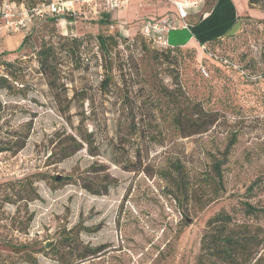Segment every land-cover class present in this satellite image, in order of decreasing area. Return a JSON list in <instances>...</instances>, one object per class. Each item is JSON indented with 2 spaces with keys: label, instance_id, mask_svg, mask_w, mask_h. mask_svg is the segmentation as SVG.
Here are the masks:
<instances>
[{
  "label": "rangeland",
  "instance_id": "374dc122",
  "mask_svg": "<svg viewBox=\"0 0 264 264\" xmlns=\"http://www.w3.org/2000/svg\"><path fill=\"white\" fill-rule=\"evenodd\" d=\"M157 1L171 6L50 0L69 9L0 37V75L15 76L12 89H0V125L27 135L16 154L0 152V264H198L219 213L234 232L264 239V212L244 206L264 208V5L258 16H239L230 37L168 52L143 37L142 15L123 13ZM99 33L117 40L106 61ZM59 36L81 41L75 55H60L72 98L60 110L35 57ZM198 114L218 120L185 136ZM80 119L97 154L84 144L66 157ZM211 255L204 264L216 261Z\"/></svg>",
  "mask_w": 264,
  "mask_h": 264
},
{
  "label": "trees",
  "instance_id": "16d2710c",
  "mask_svg": "<svg viewBox=\"0 0 264 264\" xmlns=\"http://www.w3.org/2000/svg\"><path fill=\"white\" fill-rule=\"evenodd\" d=\"M1 1V0H0ZM16 4H22L25 8L31 9L39 4H47L50 0H10ZM250 6L253 5H264V0H247ZM3 2V1H2ZM1 2V3H2ZM0 3V5H1ZM50 13V12H48ZM53 14V13H51ZM105 17L108 18V14L104 13ZM106 21V20H105ZM144 37V36H143ZM227 37V36H224ZM224 37H211L204 40L202 43L215 41L217 39H223ZM145 38V37H144ZM146 39V38H145ZM97 46L100 53L101 60L108 58L110 53L109 46L117 45V40L115 35H96ZM147 40V39H146ZM27 41V36H24L21 43L17 47L21 49L24 43ZM150 42V41H149ZM81 44L80 38H67L66 36H59L57 43L43 41L41 42L39 48L35 52V57L38 63V72L43 74L47 78V84L55 97V102L57 103V108L60 110V106H64L68 109L72 102V98L68 99L66 95V84L61 81V52L73 53L75 55L78 52L79 46ZM156 49H167L166 51L171 52L174 50L182 49L180 46H157L154 45ZM205 49V46H204ZM214 55V54H213ZM104 66V64H102ZM105 67V66H104ZM108 73L105 74L104 78L99 84V89L101 91H106L108 89L109 81L111 80L110 70L105 67L104 69ZM9 73V72H8ZM11 73V72H10ZM8 75V74H6ZM10 76L0 75V89H12L8 77L14 80L15 76L9 74ZM23 86V84H22ZM21 86V87H22ZM77 91H74L73 97H76ZM64 107L62 109L64 110ZM66 109V110H67ZM176 121L180 122V114L175 117ZM189 123L194 126L185 136L192 134H199L206 132L213 126L218 117L213 114H203L197 115L196 118L188 117ZM6 122V121H5ZM83 120L80 119L79 123L75 127V134L69 135V141L67 147L70 149L64 150V156H70L74 152L82 148V145L86 144L88 146L89 154L92 156L97 153L93 151V141L91 138L92 133L82 128ZM8 125V124H7ZM8 127H10L8 125ZM4 124L0 125V133H5L4 139L0 140V152L9 151L12 154H16L22 148L25 147L27 135L23 133H16L15 130L3 131ZM8 129V128H6ZM218 168V166L216 165ZM245 210L247 212H264V208H256L249 203H244ZM231 223V218L226 213H219L212 217L208 225L214 224L215 230L204 235L202 239L201 248L202 251L198 256V264H204L206 254H212L216 258L213 264H264V239L259 236V234H251L245 230L239 232H234L232 228H229L228 224ZM98 248H90V255L96 253ZM205 253V254H204Z\"/></svg>",
  "mask_w": 264,
  "mask_h": 264
},
{
  "label": "crops",
  "instance_id": "0c3cea01",
  "mask_svg": "<svg viewBox=\"0 0 264 264\" xmlns=\"http://www.w3.org/2000/svg\"><path fill=\"white\" fill-rule=\"evenodd\" d=\"M170 2L171 6L161 4L159 1L153 4L149 3L142 10L137 4H129L123 13L126 14V18L138 17L136 16L137 13L142 15L140 24H138L140 30L141 23L145 18H161L169 14H176L175 3L186 6L187 16L185 22L188 27L170 30L167 34V39L171 41L173 38V45L180 47L203 44L204 40L211 37L222 38L242 14L249 13L252 16L261 14V9L257 5L250 6L247 0H213L210 2L209 8H206L205 0L201 2L198 0H170ZM197 15H199V18H197ZM177 31L184 32V34L177 35Z\"/></svg>",
  "mask_w": 264,
  "mask_h": 264
},
{
  "label": "built area",
  "instance_id": "2783aa9c",
  "mask_svg": "<svg viewBox=\"0 0 264 264\" xmlns=\"http://www.w3.org/2000/svg\"><path fill=\"white\" fill-rule=\"evenodd\" d=\"M110 6L119 7L122 0H107ZM201 2L202 0H198ZM64 2H49L37 5L31 9L22 4L4 0L0 5V37L11 32H18L32 22L36 15L42 16L45 12L59 14L64 11ZM176 14H169L161 18H145L141 23V34L152 44L162 47L169 46L167 34L170 30L188 27L185 22L187 16L186 6L175 3ZM202 70L205 71L204 67Z\"/></svg>",
  "mask_w": 264,
  "mask_h": 264
},
{
  "label": "water",
  "instance_id": "95a60500",
  "mask_svg": "<svg viewBox=\"0 0 264 264\" xmlns=\"http://www.w3.org/2000/svg\"><path fill=\"white\" fill-rule=\"evenodd\" d=\"M240 27V20H237L225 33V36L230 37L232 36ZM60 176H57L56 179H59Z\"/></svg>",
  "mask_w": 264,
  "mask_h": 264
}]
</instances>
